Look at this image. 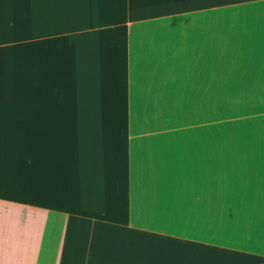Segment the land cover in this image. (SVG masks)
<instances>
[{"label":"crops","instance_id":"1","mask_svg":"<svg viewBox=\"0 0 264 264\" xmlns=\"http://www.w3.org/2000/svg\"><path fill=\"white\" fill-rule=\"evenodd\" d=\"M0 264H264V0H0Z\"/></svg>","mask_w":264,"mask_h":264}]
</instances>
